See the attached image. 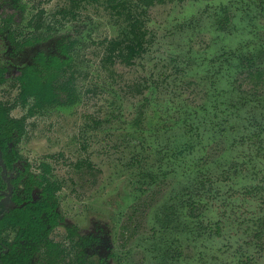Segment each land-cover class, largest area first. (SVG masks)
<instances>
[{
	"label": "rangeland",
	"instance_id": "rangeland-1",
	"mask_svg": "<svg viewBox=\"0 0 264 264\" xmlns=\"http://www.w3.org/2000/svg\"><path fill=\"white\" fill-rule=\"evenodd\" d=\"M127 1L146 29L131 63L108 56L129 28L107 0H21L41 46L76 40L78 98L31 118V142L71 174L108 264H264V0ZM168 203L175 257L157 245Z\"/></svg>",
	"mask_w": 264,
	"mask_h": 264
},
{
	"label": "flooded vegetation",
	"instance_id": "flooded-vegetation-1",
	"mask_svg": "<svg viewBox=\"0 0 264 264\" xmlns=\"http://www.w3.org/2000/svg\"><path fill=\"white\" fill-rule=\"evenodd\" d=\"M9 3V13H2L0 5V264H108L103 242L86 232L72 206L71 174L54 167L52 157H43L31 142V118L54 105L73 104L78 95L75 88L70 102L67 92L57 88V101L37 102L34 94L24 93V78L28 72L39 74L50 56L67 57L63 45L74 71L76 40L44 48L37 14L25 22L20 19L24 3ZM113 38L122 39L109 41ZM73 73L68 70L63 78L74 82Z\"/></svg>",
	"mask_w": 264,
	"mask_h": 264
},
{
	"label": "trees",
	"instance_id": "trees-1",
	"mask_svg": "<svg viewBox=\"0 0 264 264\" xmlns=\"http://www.w3.org/2000/svg\"><path fill=\"white\" fill-rule=\"evenodd\" d=\"M117 11L126 15L128 19V35L126 39L113 38L108 42L107 51H109L110 57H115L120 54V59L126 63L133 62L134 58L138 56L144 49L146 29L144 27V21L141 17L142 11L136 12L128 5L127 0H107ZM164 0H136L137 4H143L150 6L152 4L163 2ZM228 19V17H226ZM223 21V20H222ZM224 27L223 23H220ZM63 52L67 57L50 56V58L41 62L45 67H41L38 72H28L24 78V93L34 94L37 102L38 100L45 101H57V93L54 89H62L67 92L68 101L73 102L76 98L75 85L72 78H63L65 73L69 70L71 74L73 72V57L71 56L68 46L63 45ZM72 70V71H71ZM55 99V100H54ZM184 200V199H183ZM189 204V214L194 216L196 214V203L190 199L187 201ZM186 202L182 204L185 206ZM158 227L156 234L162 238L157 243L163 255L169 254V256L175 257V254L169 253L172 248L171 242L165 240V235L169 231L179 230L181 227L182 213L178 211L175 203H168L162 205L160 213L156 215ZM168 256V255H167Z\"/></svg>",
	"mask_w": 264,
	"mask_h": 264
}]
</instances>
